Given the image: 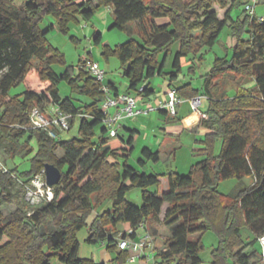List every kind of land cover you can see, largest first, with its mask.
I'll return each instance as SVG.
<instances>
[{
	"label": "trees",
	"instance_id": "1",
	"mask_svg": "<svg viewBox=\"0 0 264 264\" xmlns=\"http://www.w3.org/2000/svg\"><path fill=\"white\" fill-rule=\"evenodd\" d=\"M246 4L238 0H24L20 4L0 0V149L15 158L30 153L34 139L37 143L30 171H0V264H95L79 255L77 235L84 228L88 229L87 244L107 243V253L116 254L114 261L123 264L128 254L119 251L118 243L128 235L119 232L117 225L136 229L144 223L150 231L149 224L154 222L171 231L164 241L165 252L156 255L170 264H202L201 239L207 233L217 239L211 264H263L256 246L264 236V22L245 10L244 17H231L237 5ZM100 8L113 11L110 30L138 35L114 50L105 47L103 55L106 61L118 58L129 81L128 92L140 100H153L156 93L146 83L157 76L174 82L184 69L195 74L204 61L201 49H211L229 27L235 40L231 59L217 58L200 76V89L184 83L175 90L185 99L201 97L208 103L207 119L201 121L209 131L202 141L207 155L187 175L172 171L147 175L131 167L128 160L137 132L107 137L106 116L100 109L101 84L83 67L77 75L71 67L60 76L53 71V64L64 65L65 58L48 44V34L54 29L67 34L71 24L91 20ZM47 17L54 23L42 28ZM245 32L247 40L242 38ZM93 41L99 45L101 35L96 34ZM171 57V72H164ZM34 61L41 63L39 76L48 89L40 94L25 90L11 97V90L24 81ZM229 81L235 91L232 98L227 91ZM61 82L70 86V96L61 97ZM250 83L254 85L246 87ZM108 86L118 94L114 83ZM46 104L69 115L67 132L77 125L79 136L59 138L57 131L58 140H54L30 128L26 112L35 107L42 110ZM58 151L63 152L61 157ZM159 161V152L144 148L138 163ZM45 163L56 166L61 178L53 188V201L33 207L25 201V186ZM248 176L254 179L252 187L235 188L227 195L218 192L221 182H241ZM162 178L167 180V192L150 191L160 187ZM16 181L21 184L15 196L20 206L14 215L3 218L2 209L11 203L10 189ZM131 188L141 191V207L127 200ZM105 202L110 208L99 211ZM165 204L168 209L161 220ZM244 228L252 239H243ZM151 235L156 236L152 230ZM195 236L196 240L191 239Z\"/></svg>",
	"mask_w": 264,
	"mask_h": 264
},
{
	"label": "rangeland",
	"instance_id": "2",
	"mask_svg": "<svg viewBox=\"0 0 264 264\" xmlns=\"http://www.w3.org/2000/svg\"><path fill=\"white\" fill-rule=\"evenodd\" d=\"M24 0H18V3H22ZM230 0H228L229 2ZM239 2H246L248 0H238ZM246 5L239 6L237 5L231 12L232 17L236 20L238 15L241 14L242 17H244V10ZM222 10H219V13L222 14ZM255 16L257 18L264 16V2L258 3L255 6ZM113 21V16L111 15V10L109 8H100L96 11L94 17L89 21H83L79 20V23H74L70 25V30L67 34H62L57 29H54L51 31L47 36V41L50 46H52L54 49H57L58 52L62 55H64L65 58V64H53L52 69L57 75H62L64 71L71 67L74 69V73L77 75L79 70L84 66V64L89 60L96 62L100 65V67L106 72L105 77V83H107L109 80H112L116 83V85L119 88L120 94H124L126 91L127 84L124 80L123 71L120 69L121 65L116 57H111L109 61H106L104 58L103 53L105 52V47H110L112 50L116 48V46L121 45L130 39H138V35L135 33H131L129 31L119 30V29H109L110 24ZM50 23H54V20L52 17H47V19L44 20V22L41 24L42 28H46ZM96 34L101 35V43L99 45H95L93 41V37ZM242 38L244 40L248 39V33H244L242 35ZM232 37L230 35V29L229 27H226L220 37L219 41L211 48H202L199 56H202L204 58L203 65L195 72V74H189L187 69H184L183 73H185L187 76L193 77L194 79V85L198 86V82L200 79V76L206 72L207 69H211L213 67V64L217 58L219 59H231L233 55V46L232 45ZM41 68V63L38 61H34L32 63L31 69L29 73L26 75L24 81L14 87L11 92L10 96H15L18 94H21L25 90H30L35 93H44L49 87L48 83H45L41 81L39 76V70ZM155 79V78H154ZM157 85V83H154ZM60 95L62 98H65L67 96L71 95V89L70 86L66 82H61L58 86ZM232 82H228V89L229 95H233L234 90ZM77 99L87 100L83 97H78ZM7 102V101H4ZM145 108V107H144ZM203 108L200 106L199 110H202ZM50 110V105L46 104L43 106L42 111L48 112ZM193 113V109L191 110ZM111 114L114 113V110H110ZM157 112H151L147 115H141V118L138 119H128L125 121V125H129L130 127H139L141 130L140 138L137 140V142L134 145V151L132 155L129 158V162L131 167L137 168L141 174L145 173L147 175H163L166 174L169 171L175 172L176 170L179 173H182L180 175H187L189 171L191 170L190 165L193 163L195 164L196 161L200 159V157L193 153L192 149H198L200 148V144H195L194 136L186 133L182 136L181 144L178 146H175L176 139H168L164 145L161 148V155L162 158L158 163H147L144 166L139 165L138 160L141 158V151L143 147L146 145V135H149L150 137L155 135L156 133H153L155 129L157 128V124L152 121H148L149 116L153 117L156 116ZM146 117V118H145ZM144 121H146V127L147 129L140 128V124H143ZM123 123H121L122 125ZM59 138L64 139H71L73 137H78V127L75 125L69 132H60ZM121 135H125V132L121 131ZM159 136V135H158ZM99 140V137L97 136L94 139V143L97 144ZM154 142H156V138L153 139ZM160 140V139H159ZM200 140V139H199ZM180 146V147H179ZM31 149L32 151L28 153L27 155H19L15 158H11L9 154H7L5 151L0 149V167H5L8 169H17V172L19 174L25 173L30 171L31 169V161L33 157L35 156L37 152V143L34 139L31 143ZM177 147V156L174 158L173 156V150ZM221 147V143H217V149L216 154L219 153ZM58 156H62L63 152L58 151ZM175 159V160H174ZM189 167V168H187ZM66 168L63 169L65 171ZM162 183L160 187L157 188H151L150 191H158L159 195H162L163 193L167 192L168 190V184L167 180L162 178ZM128 186H130L129 181L126 182ZM254 185V179L250 176L245 177L242 179L241 182L237 180H228L221 182L218 186V192L224 195L229 194L233 189L239 188V189H246L249 187H252ZM21 189V184L19 181H16L10 191V200L11 203L2 209L3 218H7L9 216H12L15 214L17 208L20 206V202H15V196L18 194V192ZM127 200L131 202L132 204L136 205L137 207H141L143 204L142 201V193L137 188H131L129 192L127 193ZM19 204V205H18ZM110 203L105 202L99 211H104L110 208ZM168 209V205L165 204L162 207L160 218L164 217L166 210ZM96 213H94L93 216H95ZM93 216L90 217L89 223L92 222ZM162 220V219H161ZM150 227V233L151 230L159 237H164L165 240L169 238L170 236V229L166 228L162 223H151L149 224ZM87 231V228L81 230L77 238L79 242L81 243V237H83L84 232ZM242 236L245 241L252 239V235L249 232L248 229L242 230ZM153 236V235H152ZM155 237V236H153ZM193 239V237L191 238ZM201 242L203 244V249L200 252V256L203 260L202 264H211V252L213 248L217 245V239L214 234L207 233L202 236ZM256 248H260L256 246Z\"/></svg>",
	"mask_w": 264,
	"mask_h": 264
},
{
	"label": "built area",
	"instance_id": "3",
	"mask_svg": "<svg viewBox=\"0 0 264 264\" xmlns=\"http://www.w3.org/2000/svg\"><path fill=\"white\" fill-rule=\"evenodd\" d=\"M258 0H248L245 6V11L250 16H255V6ZM258 21L263 23L264 17L258 18ZM83 68L92 76L96 82L101 84V91L104 94V99L100 104V109L106 116L104 126L106 128L108 138H117L121 129V123L125 119L136 118L141 115H147L151 112L164 109L170 117L177 116V108L182 103V99L177 95L174 90L167 93V100L163 105L161 104H146L145 108L141 107V101L137 96L129 94L115 95L105 83L106 72L100 65L93 61H87ZM144 88V87H143ZM142 90V89H141ZM202 98L197 97L190 100L191 110L200 116L202 119H207V115L199 110ZM114 110L111 114L110 110ZM29 119V127L34 130H41L54 140H58L57 131L66 132L70 129L69 118L70 116L60 111L56 106H50L48 112L42 111L40 108L35 107L26 112ZM0 171L7 172L5 167H0ZM54 199V190L47 185L45 170L43 169L36 175L29 185L25 186V201L35 207L42 204L50 203ZM128 235L125 239H120L118 243L119 251H125L129 254L127 263L136 264L146 259V261H153L152 264H170L167 261L158 259L156 257L159 251L165 252L164 237H160L163 242L162 248L153 252L152 249L148 253L147 250L151 248L155 237L151 235L147 226L141 223L136 229L130 228L126 233ZM135 234V238L130 236ZM259 245L264 264V236L259 238ZM114 264V263H111Z\"/></svg>",
	"mask_w": 264,
	"mask_h": 264
},
{
	"label": "crops",
	"instance_id": "4",
	"mask_svg": "<svg viewBox=\"0 0 264 264\" xmlns=\"http://www.w3.org/2000/svg\"><path fill=\"white\" fill-rule=\"evenodd\" d=\"M109 9L111 10V15L113 16L112 9L111 8H109ZM231 17H232V15H231ZM238 17L241 18L242 17L241 14L238 15ZM112 23H113V21H112ZM112 23L110 24V26L112 25ZM234 45H235V40L233 39L231 46L234 47ZM171 62H172V57L167 62V65H166L164 72H167V73L171 72ZM120 69L123 72L125 70V68H122V67ZM209 70L210 69H207L205 73H207ZM205 73H203V74H205ZM124 80L127 84L126 91L124 94L136 96V93L131 92V91L128 92L129 81L125 77H124ZM108 82L114 83V86H115L117 92L120 93L119 88L115 82H113L112 80H109ZM193 82H194L193 77L187 76L185 73H183V75L177 81H174V82H169L168 77L157 76V77H155V79H152L146 83V84H149L150 88L155 91V93H156L155 97L153 98L152 101L142 100L141 101V107L144 108L146 104H152V105L161 104V105H163L164 102L167 100V93L170 92L171 90L175 91L177 88L181 87V85L184 83H191L193 89H197V90L200 89V86L202 84L201 79H199V82H198L199 85L198 86L197 85L195 86ZM154 83H157V85ZM253 85H254V83H250L246 87L250 88ZM232 90H234V89H232ZM232 92H233V95H229V92H228V95L231 98L234 97V95H235V91H232ZM177 95H178V93H177ZM179 97L183 101L177 108V116L174 119L175 121H172L170 119V117L164 113V112H166L164 109L156 111L157 112L156 116H153V117L149 116L150 120H148V121H152L153 123L155 122V124H157V125H155V126H157V128L155 129V131H153V133H156V134L151 136V137L149 135L145 134L146 145L143 147V149L148 148L152 152H159V158L161 160V158H162L161 148L164 145V143L170 138L176 139L175 146H178L179 144H181L182 136L185 135L186 133H188V134L194 136L195 144H200V148H198V149L193 148L192 149L193 153L200 157V159L198 161H196V163H198V162H200L206 158L207 151H206V147L202 144V141L204 140V137L209 134V131L201 125L202 118L191 111L190 100L185 99L181 96H179ZM201 107L203 108L202 112L206 113V110L208 108V103H207L206 98L202 99ZM138 118H141V117L138 116V117L132 118V119H138ZM126 120H128V119H125L122 121L123 124L121 125L119 135H121V131H123V132H125V135H121V136L127 137L128 130L135 131V132H137V135L135 138V143H136L137 140L140 138V135L142 132L139 129V127H137V126L130 127L129 125H125ZM140 128L147 129L146 121H144L143 124H140ZM154 138L157 139L156 142H154V140H153ZM216 149H217V145L215 147V150ZM176 150H177V147H175L173 150L174 158H176V156H177ZM147 163H150V162H147ZM128 164H130L129 161H128ZM193 165H194V163L192 165H190V167H192ZM187 168H189V167H187ZM135 169H137V168H135ZM175 172L178 174H182V173H179L177 170ZM163 218L164 217H162L161 219H163ZM130 228L131 227L128 224H118L116 227V229L121 233H127L128 230H130ZM87 237H88V229H87V231L84 232L83 237H81V239H80L81 243L79 242L80 243L79 255L82 259L92 260L95 264H111V263L118 264L114 261L116 258V254H108L107 253V251H106L107 243L98 244L95 246L89 245L86 243ZM197 238H198V236L193 237V239H195V240ZM154 240L155 241L152 243L151 248H149L146 253L151 251V249L153 252H157L162 248L163 242L160 239V237L156 235ZM128 256H129V254H128ZM152 263H153V261H146V259H144V260H142L136 264H152ZM53 264H61V263L54 261ZM123 264H129V263H127V260H126L125 263H123Z\"/></svg>",
	"mask_w": 264,
	"mask_h": 264
},
{
	"label": "water",
	"instance_id": "5",
	"mask_svg": "<svg viewBox=\"0 0 264 264\" xmlns=\"http://www.w3.org/2000/svg\"><path fill=\"white\" fill-rule=\"evenodd\" d=\"M44 170L47 185L50 188H54V186L57 185L60 181L61 171L56 166L49 163L44 164Z\"/></svg>",
	"mask_w": 264,
	"mask_h": 264
}]
</instances>
